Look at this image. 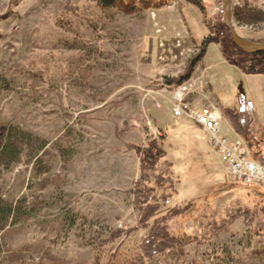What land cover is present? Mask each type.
I'll return each instance as SVG.
<instances>
[{"label":"rangeland","instance_id":"obj_1","mask_svg":"<svg viewBox=\"0 0 264 264\" xmlns=\"http://www.w3.org/2000/svg\"><path fill=\"white\" fill-rule=\"evenodd\" d=\"M114 1L0 0V129L34 137L0 169L1 195L19 210L0 231V264H264V188L229 176L202 127L175 116L180 86L166 83L190 72V111L235 102L223 65L244 72L223 55L224 45L238 51L221 1L200 0L203 12L185 0ZM231 5L239 34L264 43V0ZM183 130L199 135L198 151ZM159 131L181 181L190 179L183 194L216 195L196 203L194 219L172 222L173 240L150 253L152 228L136 229L141 171L128 145Z\"/></svg>","mask_w":264,"mask_h":264},{"label":"trees","instance_id":"obj_2","mask_svg":"<svg viewBox=\"0 0 264 264\" xmlns=\"http://www.w3.org/2000/svg\"><path fill=\"white\" fill-rule=\"evenodd\" d=\"M190 4L196 5L202 12L204 7L201 5L200 0H185ZM115 3L114 0H103V7L111 6ZM205 17V16H204ZM234 19L237 20L234 14ZM211 41L210 38L205 39L202 42L200 53L197 58L191 62L190 71L193 67L204 57L208 44ZM224 45V44H223ZM234 45V44H233ZM234 49L238 51L233 55L228 53L226 46H223V55L228 59L230 63L236 65L245 74L255 75L264 74V52L256 54H246L239 50L234 45ZM235 57V58H234ZM190 78V72L188 75L178 77L176 79L166 80L167 84L175 83L177 86L182 85L187 79ZM226 116L232 123L234 129L241 133L238 118L229 111H225ZM129 129L128 123L123 126V132H127ZM182 129V128H181ZM187 131V132H186ZM201 132L198 130L196 132ZM186 137L189 135L190 149L199 150V145H202L203 141L199 135H192L191 131L183 130ZM159 136L150 135L148 142L140 147L137 145H128V149L133 151L138 157L139 167L141 171L140 180L138 181L135 203L137 209L140 211L139 221L136 229L152 228L149 238L147 239L146 250L150 253L151 246L155 243L160 246V243H166L168 240H173L172 236L175 234L171 231V223L176 220L181 222L183 218L190 215V219H194L196 211V203L201 199L202 201L207 196L216 195V192L209 191L206 196L199 197L197 193L183 194V188L190 179L181 181L180 176L176 173L175 162L169 157V152L165 149L164 142L167 140V133L162 134L158 132ZM30 134L22 131L20 128L7 125L0 129V169H8L15 163H17L22 155L23 146L30 143L33 140ZM42 147L45 146L41 145ZM204 146V145H203ZM253 148V145H251ZM260 164L264 166V163L259 160ZM203 174V173H202ZM197 174L196 176H198ZM195 177H191L193 179ZM258 187L255 185H248ZM183 196V198H182ZM19 210L15 208L13 204L5 201L1 195L0 190V231L12 222L18 216ZM196 213H199L198 210ZM238 215V213H236ZM196 218V217H195ZM186 237H189V233Z\"/></svg>","mask_w":264,"mask_h":264},{"label":"built area","instance_id":"obj_3","mask_svg":"<svg viewBox=\"0 0 264 264\" xmlns=\"http://www.w3.org/2000/svg\"><path fill=\"white\" fill-rule=\"evenodd\" d=\"M186 84L180 85L177 91L175 116L188 117L202 127L209 136L212 148L219 154L228 174L236 182L264 188V167L252 159L250 149L244 139L238 137L230 141L221 134L222 112L206 108L199 112L190 111L183 100Z\"/></svg>","mask_w":264,"mask_h":264},{"label":"crops","instance_id":"obj_4","mask_svg":"<svg viewBox=\"0 0 264 264\" xmlns=\"http://www.w3.org/2000/svg\"><path fill=\"white\" fill-rule=\"evenodd\" d=\"M226 65H223V71L230 75V80L228 79L227 81L231 88V96L233 95L235 102L233 101L229 105L224 100L221 102V106H219L224 117L222 134L231 140L238 137L246 140L248 137H251L254 142L253 148L256 147V149H253L255 150V154L253 153L252 155L256 160H261L264 163V74L248 75L242 73L236 67ZM226 68L228 69L226 70ZM226 110L236 117L237 115L245 116L246 113L247 115L250 114L249 122L245 120L246 124L244 123L245 121L238 120L241 133H238L232 126L231 121L225 114ZM256 125L260 129V135H250V131ZM206 137L208 139L209 136L206 134ZM208 142H210L209 139Z\"/></svg>","mask_w":264,"mask_h":264},{"label":"water","instance_id":"obj_5","mask_svg":"<svg viewBox=\"0 0 264 264\" xmlns=\"http://www.w3.org/2000/svg\"><path fill=\"white\" fill-rule=\"evenodd\" d=\"M220 1L222 5V20L235 47L246 54L264 52V43L252 42L239 34L233 19L231 0Z\"/></svg>","mask_w":264,"mask_h":264}]
</instances>
